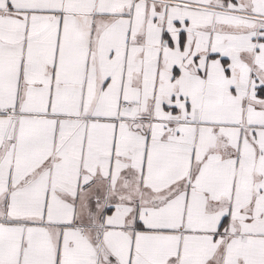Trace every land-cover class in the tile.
I'll use <instances>...</instances> for the list:
<instances>
[{
	"label": "snow or ice",
	"instance_id": "1",
	"mask_svg": "<svg viewBox=\"0 0 264 264\" xmlns=\"http://www.w3.org/2000/svg\"><path fill=\"white\" fill-rule=\"evenodd\" d=\"M0 264H264V0H0Z\"/></svg>",
	"mask_w": 264,
	"mask_h": 264
}]
</instances>
